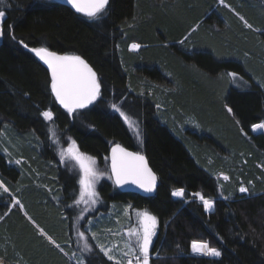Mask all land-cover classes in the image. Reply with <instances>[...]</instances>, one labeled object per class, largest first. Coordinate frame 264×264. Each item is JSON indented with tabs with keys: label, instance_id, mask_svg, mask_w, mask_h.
I'll list each match as a JSON object with an SVG mask.
<instances>
[{
	"label": "trees",
	"instance_id": "trees-1",
	"mask_svg": "<svg viewBox=\"0 0 264 264\" xmlns=\"http://www.w3.org/2000/svg\"><path fill=\"white\" fill-rule=\"evenodd\" d=\"M110 5L98 23L55 0L0 5L6 12L0 37V181L9 189H0V264H76L68 256L78 181L60 164L52 127L105 169L116 143L146 156L158 178L155 193L121 192L103 178L98 210L130 204L157 217L150 264H264V130L251 129L264 122V0ZM131 43L139 50L130 51ZM34 47L80 55L102 81V100L69 116L55 102L49 71L29 50ZM231 72L243 78L239 86ZM151 82L172 86L163 108L148 88ZM111 103L138 120L140 148ZM45 110L54 121L44 120ZM174 113L194 117L199 127L174 129ZM5 150L10 160L22 157L29 164L7 163ZM241 186L248 192L241 193ZM178 188L184 197L172 196ZM196 193L214 200L213 209L205 211ZM16 197L37 226L13 206ZM89 241L86 264H118ZM193 241L208 242L222 255L194 254Z\"/></svg>",
	"mask_w": 264,
	"mask_h": 264
},
{
	"label": "snow or ice",
	"instance_id": "snow-or-ice-1",
	"mask_svg": "<svg viewBox=\"0 0 264 264\" xmlns=\"http://www.w3.org/2000/svg\"><path fill=\"white\" fill-rule=\"evenodd\" d=\"M221 2H223V0H221ZM5 3L6 0H0V4ZM66 3L71 9H74L76 13L83 14L91 23H98L106 19L111 7L110 0H66ZM5 16L6 12L0 10V37L3 36L2 24ZM241 19H243V17H241ZM247 27L251 28L252 25L247 24ZM181 43H183V41H181ZM21 44H23V41H21ZM23 46L28 48L27 44H23ZM139 48V44L133 43L131 45V49L135 50ZM29 50L39 61L47 66L50 72V88L54 100L66 110L69 116L81 113V110L88 109L89 106H94L98 101L102 100V81L97 72L94 71L88 62L80 55H60L55 51H51L48 47H34ZM227 75L231 77L233 82L237 83L238 86V82L243 81V78L239 77L235 72L227 73ZM111 108L119 113L125 122L129 121V117L117 104H111ZM227 111L231 113L232 109L229 107ZM41 115L45 121H54V114L51 110H45ZM251 129L254 132L257 130H264V122L252 124ZM49 131L55 136V132L52 131V129H49ZM136 134L139 137L138 128ZM67 153L72 160L79 164V168L83 173V176L79 180L81 188L80 198L75 200L74 203L77 206L81 202L85 203L89 207L81 211H89L92 206H95L99 202L96 184L101 177L104 176V173L96 170L95 159L81 153L74 140L71 142V147L67 149ZM60 158L61 162L65 161V153L63 150L60 152ZM105 159L107 160L108 157H105ZM110 161L111 175L108 178L112 179L117 187L123 188L131 184L142 189L146 193H151L155 190L157 177L151 168L148 167L144 155L138 152L127 151L119 144H116L111 150ZM16 163L19 164L20 161L18 160ZM228 179L229 177L225 175L224 180ZM0 189L5 193L9 192L8 187L3 181H0ZM239 191L241 193H246L248 189L241 186ZM171 194L174 197H184L185 192L183 188H178L173 190ZM195 195L202 201L205 211L213 209L214 200L205 198L201 193H196ZM13 206L22 207L21 202L15 198H13ZM137 217L138 227L131 228L128 232L129 237L134 239H130L125 247L134 255L135 264H150V249L153 245V238L157 234L158 219L155 215L147 211L137 212ZM77 232L81 238L84 237L83 232H79L78 229ZM92 235L93 238H95L96 234L93 233ZM53 243L55 242L53 241ZM84 250H89V245L87 243L84 244ZM191 250L194 254L208 257H220L222 255L218 248L211 247L208 242L203 241H193ZM101 251H104V249L101 248ZM105 255H108V253L105 252ZM124 255L127 256L128 253ZM108 259L112 260L113 256L108 255ZM118 264H121V262H118ZM127 264H133V260L128 259Z\"/></svg>",
	"mask_w": 264,
	"mask_h": 264
},
{
	"label": "rangeland",
	"instance_id": "rangeland-1",
	"mask_svg": "<svg viewBox=\"0 0 264 264\" xmlns=\"http://www.w3.org/2000/svg\"><path fill=\"white\" fill-rule=\"evenodd\" d=\"M0 5H3V4H0ZM132 44L133 43L128 45V49L134 52L138 51L139 49H135V50L131 49ZM148 88L151 92H154V90L156 91L155 93L157 96L158 105L161 106V108H163L164 107V104H163L164 93L165 91H168V89H171L172 86L162 87V85H158V84L151 82V83H148ZM122 111L129 117V121L125 123L128 129L130 130V132L132 133L133 137L135 138L137 145L140 148L141 143H142V134H141L139 122L136 118L127 114L124 110ZM172 118H173L172 125L174 126V129H177L179 131L181 130V132H184L183 130H185L187 127H190V128L199 127L196 119L192 116L174 113L172 114ZM137 128L140 134L139 137L136 134ZM51 129L52 131L55 132V136H53L52 133L51 135H52L53 142L55 144V148H56L57 155L59 157L60 164L62 165V167H65L69 169L70 171H73L77 176L78 192H77V196L75 200H78L80 198V190H81L79 180L83 176V173L79 168V164L76 161L72 160L67 153V149L71 147V142L73 140L69 138L68 136H60L56 132L55 128L52 127ZM259 131L260 130H257L255 131V133ZM8 142L10 141L8 140ZM62 150L65 153L64 162H61V158H60V152ZM3 153H5L7 157V150L3 151ZM18 160L20 161L19 164L16 163V161ZM7 163L9 164L12 163L13 165H16V166L17 165L22 166V165L29 164L27 163V161H25V158H22V157L14 158V160H10L7 157ZM95 168L97 171L104 173V176H102L101 179L96 184V192L98 193V196H99V202L95 206H92L91 210L86 211V212L81 211L82 209L89 207L85 203L81 202L78 206L75 205V203L73 205L72 211H73V216H74V222H73L74 232H73V243L72 245L70 244L72 246L73 253L69 255L70 261L76 264H86V257L90 255L92 251V248H91L92 244L89 241V237H90L93 240V243L97 245L100 251H101V248L104 249V251H101L104 255H105V252H107L108 255L113 256L112 260L121 262V264H127V260L132 259L133 264H135L134 255L131 252H129L128 248L125 247V245L126 243H128L130 239H134V238L129 237L128 232H129V229L138 227L137 212H144V211L140 209L131 208L129 207L131 206L130 204L116 205L115 203H110L109 209L107 211L98 210V207L102 204L101 197L99 194L98 184L103 178H108L110 176V173L107 168L105 169L103 167H100L97 164V162H96ZM225 175L226 174H223V173L217 174V176H220L219 178L221 179H224ZM23 185L24 184L20 183L18 185V189L20 190L22 187H24ZM15 199H18L21 202L22 207L18 206V208L21 210L24 216L27 219H29L34 225L37 226L32 216L28 213L25 207V204L23 203L22 198L16 197ZM101 221L103 222V226L98 227L101 224L100 223ZM80 226H83V227L86 226L87 230L85 231L82 230ZM37 228L40 229L39 227ZM77 229L79 230V232L84 233L83 238H81L78 235ZM40 230L42 231V234L44 236L47 235L46 237L50 238V240H53V238L49 236L47 233L45 234L42 229ZM157 232H158V226H157ZM93 233L96 234L95 238H93V235H92ZM155 238L156 236H154L153 242ZM85 243L89 245L88 251L84 250ZM125 253H128V255L125 256L124 255ZM108 255H105V256L108 258Z\"/></svg>",
	"mask_w": 264,
	"mask_h": 264
},
{
	"label": "water",
	"instance_id": "water-1",
	"mask_svg": "<svg viewBox=\"0 0 264 264\" xmlns=\"http://www.w3.org/2000/svg\"><path fill=\"white\" fill-rule=\"evenodd\" d=\"M55 1H58V2H60V3H62V4H64V5H66V6H68L69 8H70V6L69 5H67V3H66V0H55ZM71 9V8H70ZM73 11H75L74 9H72ZM38 59V58H37ZM41 62V61H40ZM42 64H43V62H41ZM44 65V64H43ZM46 68H47V66L46 65H44ZM49 71V70H48ZM49 74H50V72H49ZM116 144H119V143H116ZM116 144H113L111 147H110V150H109V163H108V168H109V173H110V175H111V161H110V157H111V150H112V148L116 145ZM121 147H123V148H125L124 146H122L121 144H119ZM127 151H130V152H138V151H133V150H130V149H127V148H125ZM138 153H140V154H142V155H144L143 153H141V152H138ZM145 156V155H144ZM145 158H146V156H145ZM146 160H147V158H146ZM147 164H148V167L149 168H151V166L149 165V163H148V160H147ZM151 170H152V168H151ZM153 171V170H152ZM153 173H155L154 171H153ZM155 175H156V173H155ZM156 177H157V175H156ZM112 180V179H111ZM112 182H113V180H112ZM114 184V183H113ZM115 185V184H114ZM116 186V185H115ZM157 186H158V178H157V181H156V188H157ZM116 188L119 190V191H121V192H130V193H135V194H138V195H141V196H151V195H153L154 193H155V191H156V188H155V190L153 191V192H151V193H146V192H144L142 189H139V188H137L135 185H131V184H129V185H126V186H124L123 188H121V187H117L116 186Z\"/></svg>",
	"mask_w": 264,
	"mask_h": 264
},
{
	"label": "crops",
	"instance_id": "crops-1",
	"mask_svg": "<svg viewBox=\"0 0 264 264\" xmlns=\"http://www.w3.org/2000/svg\"><path fill=\"white\" fill-rule=\"evenodd\" d=\"M75 199H76V198H75ZM17 207H18V206H17ZM72 218H73V222H74V216H73ZM80 227H81V229L84 230V231L87 230V229H86V226H85V227L80 226ZM39 231L42 233V231H41L40 229H39ZM73 232H74V231H73V223H72L71 232H70V234H71L70 238H71V240H72V241H70V244H71V245H72V243H73ZM70 248L72 249V246H71ZM72 250H73V249H72ZM68 257H69V256H68Z\"/></svg>",
	"mask_w": 264,
	"mask_h": 264
},
{
	"label": "bare ground",
	"instance_id": "bare-ground-1",
	"mask_svg": "<svg viewBox=\"0 0 264 264\" xmlns=\"http://www.w3.org/2000/svg\"><path fill=\"white\" fill-rule=\"evenodd\" d=\"M108 180V179H107ZM77 184V183H76ZM73 202V201H72ZM70 204V203H69ZM72 205V204H71Z\"/></svg>",
	"mask_w": 264,
	"mask_h": 264
}]
</instances>
